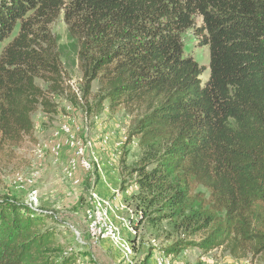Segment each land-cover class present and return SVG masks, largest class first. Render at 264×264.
I'll return each mask as SVG.
<instances>
[{"label": "trees", "instance_id": "obj_1", "mask_svg": "<svg viewBox=\"0 0 264 264\" xmlns=\"http://www.w3.org/2000/svg\"><path fill=\"white\" fill-rule=\"evenodd\" d=\"M62 14L84 96L98 81L110 112L133 117L140 157L120 163L133 211L177 235L153 256L263 254L264 0H0V41L14 34L0 53V155L35 140L33 114H56L51 95L70 88L51 31ZM189 29L208 46L207 81L185 53ZM46 218L0 197V264H78Z\"/></svg>", "mask_w": 264, "mask_h": 264}, {"label": "rangeland", "instance_id": "obj_2", "mask_svg": "<svg viewBox=\"0 0 264 264\" xmlns=\"http://www.w3.org/2000/svg\"><path fill=\"white\" fill-rule=\"evenodd\" d=\"M195 21L199 26L200 18ZM51 31L58 41L66 85L70 88L66 87L63 94L51 95L58 107L56 114H46L41 109L33 114L35 140L25 138L18 147L0 155V197L18 200L47 215V228L55 231L63 251L81 255L78 264H122L114 261L120 259L119 250L126 262L145 264L152 253L147 263L157 264V257L153 255L171 245L177 235H171L165 223L156 229L140 226L139 215L133 211L132 194L137 187L131 176L121 175L120 167L123 157L130 166L140 157L138 139H128L133 117L123 110L116 114L110 112L98 81L92 83L90 94L84 96L78 43L70 37L63 14L52 24ZM12 36L0 41V53ZM183 40L185 53L205 68L202 78L207 81L208 46L201 44L202 39L194 29L187 30ZM38 83L46 88L41 80ZM117 198L118 206H115L113 202ZM94 207L103 213L101 222L107 223L109 231L119 229L115 237H111L109 231L104 232L103 227H96L92 240L87 218ZM105 212L108 215H104ZM102 240H109L104 249L99 245ZM169 258V263L173 264V258ZM178 262L264 264V253L238 259L225 249L204 254L193 248L184 251Z\"/></svg>", "mask_w": 264, "mask_h": 264}, {"label": "built area", "instance_id": "obj_3", "mask_svg": "<svg viewBox=\"0 0 264 264\" xmlns=\"http://www.w3.org/2000/svg\"><path fill=\"white\" fill-rule=\"evenodd\" d=\"M119 145H121L120 143H118ZM88 221V233L90 235V237L93 240V234L94 232H96V227H103L104 228V232H108L109 231V226H103L102 222H101V213L99 211L98 208L94 207V211L89 214V217L87 218ZM94 243H97L96 241H93Z\"/></svg>", "mask_w": 264, "mask_h": 264}, {"label": "crops", "instance_id": "obj_4", "mask_svg": "<svg viewBox=\"0 0 264 264\" xmlns=\"http://www.w3.org/2000/svg\"><path fill=\"white\" fill-rule=\"evenodd\" d=\"M119 132H120V131H119ZM111 133H112V132H111ZM110 135H111V134H110ZM107 136H109V135H107ZM121 142H122V140H120L118 143H121ZM119 197H121V194H120ZM118 199H119V198H117L116 201L113 202L115 206H118V204H117ZM108 242H109V240H108V241H107V240H102V241H100V242H99V245H100L101 249H104L105 246H108V245H109ZM110 242H111V241H110ZM107 244H108V245H107ZM130 244H131V243H130ZM131 245H132V244H131ZM86 246L89 247V246H90L89 243H88V245H86ZM112 246H113V245H112ZM133 248H134V246H133ZM85 249H87V247H85ZM83 251H86L87 253H89L88 250H83ZM119 252H120V257H119L120 259L115 258L114 261H118L119 263H122V264H135V262H133V261H132L131 263L124 261V260H123V257H122V254H123V253H122L120 250L118 251V253H119ZM181 256H182V254H180V255L177 256V257H173V259H172V263H173V264H179L178 260H180ZM133 257H134V256H133ZM85 259H86V258L84 257V261H85ZM118 262H117V263H118ZM114 263H116V262H114ZM146 263H147V262H145V264H146ZM147 264H148V263H147ZM151 264H152V263H151ZM181 264H182V263H181ZM183 264H185V263H183Z\"/></svg>", "mask_w": 264, "mask_h": 264}, {"label": "bare ground", "instance_id": "obj_5", "mask_svg": "<svg viewBox=\"0 0 264 264\" xmlns=\"http://www.w3.org/2000/svg\"><path fill=\"white\" fill-rule=\"evenodd\" d=\"M56 148V147H55ZM57 148H59V145L57 146ZM56 150V149H55ZM80 152H81V150H80ZM56 153H58V150H57V152ZM82 153V152H81ZM73 162V161H72ZM73 164V163H72ZM102 202V201H101ZM108 203V202H107ZM101 214H103V213H101ZM104 215H108L107 214V212H105L104 213ZM102 217V216H101ZM107 219H108V216H107ZM69 223V222H68ZM103 226H107V223H105ZM110 229V228H109ZM104 230V229H103ZM119 230V229H118ZM118 230L117 231H114V230H110L109 231V234H110V236L111 237H115L116 236V234H118ZM97 232V231H96ZM120 232V231H119ZM96 235V234H95ZM107 236H109V235H107ZM106 236V237H107ZM100 238V237H99ZM118 238V237H117ZM97 239V238H96ZM105 239V238H104ZM120 240V239H119ZM84 243H86V242H84ZM126 243V242H125ZM124 244V243H123ZM133 249V248H132ZM132 251V250H131ZM133 252V251H132ZM156 258V257H155ZM168 260H170V258L168 259V258H165L164 256H162V255H158L157 256V264H170L169 263V261Z\"/></svg>", "mask_w": 264, "mask_h": 264}]
</instances>
